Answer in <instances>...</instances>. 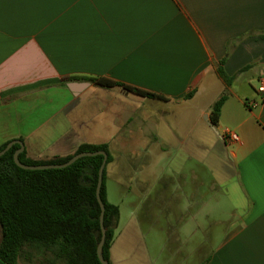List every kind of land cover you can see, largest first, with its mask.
Wrapping results in <instances>:
<instances>
[{"label": "crops", "instance_id": "crops-1", "mask_svg": "<svg viewBox=\"0 0 264 264\" xmlns=\"http://www.w3.org/2000/svg\"><path fill=\"white\" fill-rule=\"evenodd\" d=\"M262 81L264 0H0V146L22 140L29 157L46 158L30 138L51 136L70 98L77 135L64 134L47 157L106 144V184L141 204L165 201L161 214L172 220L182 200L192 218L212 216L213 193L227 199L232 188L235 211L208 264H264ZM227 130L239 140L225 139ZM164 152L175 154L165 165ZM31 253L20 264H40Z\"/></svg>", "mask_w": 264, "mask_h": 264}, {"label": "trees", "instance_id": "trees-1", "mask_svg": "<svg viewBox=\"0 0 264 264\" xmlns=\"http://www.w3.org/2000/svg\"><path fill=\"white\" fill-rule=\"evenodd\" d=\"M219 74L227 84L232 81L222 66ZM96 80L105 87L120 86L142 96H157L110 79ZM225 100L222 96L212 107L211 122L214 125L218 123ZM9 142L2 144L0 151ZM19 147L15 144L0 156V259L6 264H20L32 252L34 256L41 255L40 264H102L97 254L102 237L97 184L104 156H84L65 168L28 170L14 161V153ZM99 150L108 153V164L112 156L107 145L88 142L65 156L32 158L24 150L20 160L31 165L61 164L75 154ZM101 197L106 207L103 254L111 264L110 251L121 213L119 205L111 203L107 197L106 167Z\"/></svg>", "mask_w": 264, "mask_h": 264}, {"label": "rangeland", "instance_id": "rangeland-1", "mask_svg": "<svg viewBox=\"0 0 264 264\" xmlns=\"http://www.w3.org/2000/svg\"><path fill=\"white\" fill-rule=\"evenodd\" d=\"M235 81L242 82L243 79L239 78ZM66 101H68L66 121V115L62 114V120L59 118L60 115H57V121L53 122L51 136L30 138L31 142L40 146L41 153L35 152L37 156L51 155V152L47 151L54 150L59 141L64 138L62 137L64 134L68 139H74L77 135L74 127L78 124H76V121L78 122L76 120L77 102L72 104L70 98H66ZM64 102L62 100V106ZM66 124L68 128L65 130L63 128ZM80 126L82 127L81 124ZM87 129L82 127L81 131L86 134ZM174 157L175 154L164 152L158 154V161L165 165L172 162ZM107 186L109 201L119 205L121 212L114 238L113 264H208L223 238L225 228L223 222L229 220L235 211L233 199L236 197V192L230 187L227 199L224 192L215 194L220 195L219 200H216L213 193L212 201L209 202L212 207V216L201 215L192 218L188 207L189 202L182 200L179 215L172 220L161 214L162 209L165 208V201L162 200L159 203L160 208L152 207L149 201L141 204L134 194H126L118 184L108 182Z\"/></svg>", "mask_w": 264, "mask_h": 264}, {"label": "water", "instance_id": "water-1", "mask_svg": "<svg viewBox=\"0 0 264 264\" xmlns=\"http://www.w3.org/2000/svg\"><path fill=\"white\" fill-rule=\"evenodd\" d=\"M15 144H19L20 147L15 151L14 153V161L15 163L23 168V169H28V170H41V169H54V168H65L73 164L76 160H78L81 157L84 156H95V155H103L104 160L100 166L99 169V178H98V184H97V198L101 206V216H100V223H101V230H102V237L101 240L98 244L97 247V254L100 262L102 264H110L108 260L105 259L104 254H103V247L106 241V228L104 226V217H105V211L106 207L105 204L102 200L101 197V188L103 184V175H104V170L107 164V159H108V153L105 150H99V151H94V152H81L78 154H75L72 158H70L67 162L61 163V164H39V165H31V164H26L23 163L20 160V153H22L25 150V146L22 140H12L7 144V146L0 151V156L4 155L8 150L11 149V147Z\"/></svg>", "mask_w": 264, "mask_h": 264}, {"label": "built area", "instance_id": "built-area-1", "mask_svg": "<svg viewBox=\"0 0 264 264\" xmlns=\"http://www.w3.org/2000/svg\"><path fill=\"white\" fill-rule=\"evenodd\" d=\"M258 91L261 94H264V81L261 82V85L258 87ZM252 105L256 106L257 103L253 102ZM225 139H229L230 141H238L239 137H238V135L236 133H234V132H232L230 130H227L226 131V135H225Z\"/></svg>", "mask_w": 264, "mask_h": 264}]
</instances>
